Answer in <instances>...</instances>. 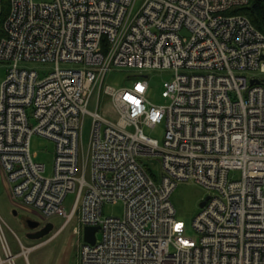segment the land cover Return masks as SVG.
<instances>
[{"label": "built area", "instance_id": "obj_1", "mask_svg": "<svg viewBox=\"0 0 264 264\" xmlns=\"http://www.w3.org/2000/svg\"><path fill=\"white\" fill-rule=\"evenodd\" d=\"M9 0L0 39V169L10 200L52 223L74 195L62 225L26 246L0 216V264L70 228L74 264H264V32L237 12L249 0ZM22 62L53 64L40 78ZM112 69L139 75L131 87L104 85ZM150 70L173 74L168 105L146 100ZM248 74H251L248 76ZM253 81V83H252ZM98 89L96 110L88 106ZM117 120L101 112L99 96ZM91 118L86 153L82 125ZM165 121L163 144L142 125ZM34 135L54 143L53 170L34 160ZM159 158V182L144 159ZM239 172L237 180L230 173ZM181 181L210 195L185 236L170 196ZM121 203V217L105 204ZM5 227L16 236L13 253ZM96 227L95 242L84 240ZM98 235V237H97ZM3 258H2V256Z\"/></svg>", "mask_w": 264, "mask_h": 264}, {"label": "rangeland", "instance_id": "obj_2", "mask_svg": "<svg viewBox=\"0 0 264 264\" xmlns=\"http://www.w3.org/2000/svg\"><path fill=\"white\" fill-rule=\"evenodd\" d=\"M35 3L51 2L52 0H33ZM142 0H137L135 4V10L141 5ZM22 67L32 69L36 71L40 78H44L48 74L54 71L53 64H44L36 62H22ZM6 64L0 62V84L5 78ZM138 72L129 69H112L105 78L104 85L111 86L113 88L131 87L136 80ZM147 77L148 89L146 92V100L155 106L168 105L169 100L162 97L164 90V83L171 82L173 74L166 70H150L142 73ZM251 74H248L250 76ZM256 77L264 79V74L256 73ZM98 100V89L96 88L91 101L88 106L89 112L96 110V104ZM101 112L107 118L115 121L117 120V114L111 105L107 96L102 94L99 96ZM144 134L154 140H157L159 145L163 144L165 135V121L156 124L154 127H148L142 125ZM91 132V118L85 116L82 125V136L80 142L79 155L86 153ZM54 143L46 138L34 135L30 140V153L34 156V160L45 165V175L50 176L53 170L54 160ZM143 163L148 168L150 174L159 182L162 175V166L159 158L150 157L143 160ZM231 179L237 180L240 178L239 172L230 173ZM9 185L6 178L0 169V216L7 224V226L20 238L22 243L26 246L34 245L39 241H30L25 234L30 230L25 225L26 219L36 220L44 222V218L40 211L20 204H15L10 200ZM210 195V192L203 186L193 181H181L177 184L176 188L170 196V203L175 210V216L177 220H180L185 225V236L197 239L198 234L193 227V222L196 216L199 214L201 208L199 204ZM74 195L68 194L63 205L60 208L59 214L52 219L54 229L59 228L64 220L66 213L70 211V207L73 204ZM14 212L16 215L14 216ZM102 214L105 217H121L123 215V205L119 202L117 204L108 203L103 206ZM5 233L9 245L14 254L20 251L19 244L16 240V236L5 227ZM49 237V236H48ZM46 237V239L48 238ZM98 237V235H97ZM45 240V238H43ZM77 238L71 233L70 228H67L64 232L60 233L48 243L38 247L28 255L27 261L23 256L19 255L16 258V264H74L78 260V250L75 246ZM43 241V240H42ZM2 256V254H1ZM3 258V256H2Z\"/></svg>", "mask_w": 264, "mask_h": 264}, {"label": "trees", "instance_id": "obj_3", "mask_svg": "<svg viewBox=\"0 0 264 264\" xmlns=\"http://www.w3.org/2000/svg\"><path fill=\"white\" fill-rule=\"evenodd\" d=\"M8 12L9 0H0V39L4 36L3 25ZM237 12L247 16L256 29L264 32V0H249L248 4Z\"/></svg>", "mask_w": 264, "mask_h": 264}, {"label": "water", "instance_id": "obj_4", "mask_svg": "<svg viewBox=\"0 0 264 264\" xmlns=\"http://www.w3.org/2000/svg\"><path fill=\"white\" fill-rule=\"evenodd\" d=\"M253 83V81H252ZM208 197H206L200 204V208H202L206 201H207ZM14 215H16V212H14ZM28 227L30 230H36L37 228L40 227V223L38 221H32V220H28L27 221ZM53 230V224L52 223H47L41 230L30 234L27 236L28 239L30 240H40L44 237H46L47 235H49L51 233V231ZM97 232V228L96 227H86L84 230V240L85 242H88L90 244H93L95 242V233Z\"/></svg>", "mask_w": 264, "mask_h": 264}, {"label": "flooded vegetation", "instance_id": "obj_5", "mask_svg": "<svg viewBox=\"0 0 264 264\" xmlns=\"http://www.w3.org/2000/svg\"><path fill=\"white\" fill-rule=\"evenodd\" d=\"M27 221H28V219L25 220V225L28 227ZM41 227H42V226H41ZM41 227H40V228H41ZM40 228H38V229H36V230H34V231L28 230V231H30V232L27 233V234H25V235L27 236V235L33 234V233L37 232L38 230H40Z\"/></svg>", "mask_w": 264, "mask_h": 264}]
</instances>
